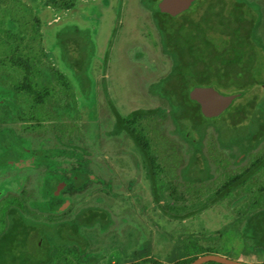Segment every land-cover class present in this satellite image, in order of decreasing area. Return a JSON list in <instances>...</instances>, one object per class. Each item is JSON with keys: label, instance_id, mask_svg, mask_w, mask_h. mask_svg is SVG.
Listing matches in <instances>:
<instances>
[{"label": "rangeland", "instance_id": "obj_1", "mask_svg": "<svg viewBox=\"0 0 264 264\" xmlns=\"http://www.w3.org/2000/svg\"><path fill=\"white\" fill-rule=\"evenodd\" d=\"M21 1L30 10L16 15L15 20L20 19L25 34L18 42V50L28 59L33 85L44 97L33 109L31 95L12 90L13 82L21 81L22 72L11 66L8 51L0 47V194L23 192L25 198L36 199L40 183L49 180L48 169L63 177L75 176L72 184H57L54 194L59 198L51 199L48 206L41 205L46 211L30 207L31 213L26 215L38 222H49L56 206L66 208L64 217L68 220L77 217L83 209H102L112 220L110 226L101 230L95 223L91 228L81 229L89 250L100 252V264L131 262L139 249H145L149 258L168 263L172 253L179 252L191 240L210 246L213 254L231 260L264 263V246L243 253V243L237 233L244 215L255 210L251 204L253 195L260 196L256 209L264 208V165L242 186L203 213L184 221L172 220L156 206L142 158L133 142L123 133H112L114 118L109 105L122 117L135 110H152L158 106L168 111L163 116L151 114L131 124L154 158L160 204L167 210L185 212L200 206L231 178L264 157V53L261 49L254 53L253 73L257 81L263 82L259 87L248 75L235 76L240 68L226 65L217 57L232 56L230 47L222 41L224 37L230 41L233 38L231 29L236 25L229 15L236 0H198L185 12L170 18L157 13L158 21L165 26L162 44L171 53L173 66L177 65L178 56L180 63L189 62L195 73L203 71L206 75L203 79L208 81V86L195 81L191 90L211 87L221 95H242L234 98L220 116L204 118L192 125L188 115L184 126L177 119L182 110L170 107L161 94L165 89L177 92L176 83L153 87L162 89V92L154 91L155 95L148 92L152 82L168 74L172 64L160 51L157 32L148 12L141 7V0H81L75 8L63 11L52 9L46 0ZM247 1L260 6L264 14V0ZM157 2L142 0V5L155 11ZM215 12L229 19L224 21L227 24L222 31L214 32L219 21ZM5 13V9H0V31L19 34L21 29L11 28L12 19L5 17ZM33 17L38 18L40 27L35 40L29 38ZM128 19L134 20L135 26L131 27ZM247 23L240 34L248 35L251 24ZM126 26L130 29L128 32ZM175 35L181 41L172 43ZM194 36L204 41L210 38L211 44H195ZM111 38L113 41L109 44ZM189 47L192 51L197 49L196 55L204 61L192 62ZM198 48L202 49L201 54ZM140 51L146 56L143 62H140L143 58ZM239 59L237 55L236 60ZM227 71L231 75L225 76ZM215 72L220 73L218 79L212 77ZM202 137L198 145L195 140ZM258 142L262 143L258 149L250 151L242 163L235 165L233 155H238L235 149L241 146L253 149ZM191 145L196 146L194 150ZM25 149L28 152L22 153ZM67 152L72 155L67 156ZM80 164L92 175V181L82 185ZM63 168L68 172L59 170ZM197 178L204 181L196 183ZM51 180L49 187L54 189L57 178ZM106 182L110 184V191L101 188ZM240 196L243 197L239 199ZM39 228L31 238V247L45 246L39 240ZM66 230L69 232L67 227ZM62 235L82 244L79 233L71 239L66 232ZM55 236V230L48 233L49 240ZM222 249L227 251L221 252ZM39 250L34 249L37 258Z\"/></svg>", "mask_w": 264, "mask_h": 264}, {"label": "trees", "instance_id": "obj_2", "mask_svg": "<svg viewBox=\"0 0 264 264\" xmlns=\"http://www.w3.org/2000/svg\"><path fill=\"white\" fill-rule=\"evenodd\" d=\"M80 1L81 0H46V3L49 7H51L56 11H63V10H70L75 8L76 3H79ZM87 1H91V0H87ZM233 2H235L234 4H232V9H233L232 12L234 13L231 12L229 15V19L233 21V24L236 25L234 26L233 29H231V35L233 36L232 38L233 40L231 39L230 41L229 39H226V37H224V40L222 41V44H227L230 47L229 53H231L232 56L228 57L229 59L226 58L224 59L222 57V54L217 57L221 56L220 57L222 59L221 62H224V64L226 65L232 64L240 68L239 71H235V76H241L243 78L244 76L248 75V77L252 80V82L256 83L259 87V85H261V83L263 82L257 81L256 80L257 78H255V74L253 73L254 72L253 68L255 66L254 53L258 52L257 51L258 49H261L262 52L264 53V21H263L264 14L260 6H257L251 1L236 0ZM140 3L143 4L142 0L140 1ZM0 4L5 5V7L0 8V9H5V11H7V13H5V17H10L12 19L11 28L14 26V28L19 27L21 29V32L19 34H10L9 30L0 31V47H4L8 51L7 58L10 61L11 66H14L16 69L22 72L21 81L15 84L13 82L12 90L25 91L26 93L31 95L33 98V109H35V107L41 104L44 95L41 92H39L37 89H35L33 85L32 73H31L32 71L31 65L28 59L25 58L24 55H22L18 50L20 47V44H18V42L22 41V39L25 37V34H23L22 32L23 29L21 28L22 25H21V21H19L20 19L18 21L15 20L16 15H18L19 12L21 14V11L25 12L27 10H30V7L24 4V2H22L21 0H5V1L0 0ZM144 6L143 8L148 12L149 17L157 32L158 42L159 44H162L164 39L162 37V35H164L163 34L164 30L162 29L165 26L158 21L157 19L158 14H161L162 16L167 18H170L171 16L168 14L160 13L157 6L155 11H152V9H147ZM215 13L218 14V12ZM218 15H219L218 16L219 21H218V25H216L214 32L218 30L222 31L225 24H227L224 21L229 20V19L225 20L226 18L222 17V13L220 12ZM32 19H33V26L31 33L29 34V38L35 40L36 37H38L40 34V27L38 25V18L33 17ZM247 22H249L251 25H250V29L248 30V35L246 36L247 34L246 32L244 33L245 35L240 34V32H242L241 30L244 29L245 25L248 24ZM198 31H200V29H198ZM224 31L226 32L227 30ZM169 35L171 36V34ZM171 38H173V36ZM183 38L185 39L184 36ZM197 39L194 36L195 42L194 41L193 42L195 44H198V42H202V44L203 43L211 44V41L209 40L210 38L206 39L205 41L201 39L198 40ZM192 40L193 39L191 38V40L186 44H189ZM112 41L113 39L111 38L109 44H111ZM177 41H181V40L179 39V37L175 35L174 40L173 41L171 40V42L174 43ZM255 44H257V46ZM254 46L258 48H256V50L253 49ZM189 49H191L190 52L188 53L189 58L192 60V62L198 61L199 56L196 55L197 49L195 51H192L193 48L189 47ZM251 50L253 53L251 52ZM163 53L167 55L168 52H166V50H163ZM168 55L171 57V53H169ZM237 55L240 58L239 60H236ZM106 58H107V54L105 53V59ZM105 61L106 60H104V62ZM192 67L193 66L189 62L187 63V65L182 62L177 63V70L173 69L174 71L172 70L173 72L171 71L169 73V74L177 75L175 77L176 81L173 83L171 82V84L167 83L166 85L171 86L173 84L175 85L176 83L177 85H175L174 89L176 88V86L179 87L177 92H173L172 89H165V91L162 92L161 91L162 89L158 91L157 89L153 88L155 86L158 88H162L163 86L162 82L164 80H168L169 79L168 77H163L156 81H153L148 91L149 93L154 91L162 92L161 93L163 94L162 98H165L167 100L170 107L174 106L182 110V114L179 115L177 118L178 121H180L181 126L182 125L184 126V121L188 120L189 117H190L189 119L193 123L192 125L198 124L201 121V119L205 118L201 114L198 104H196L195 102L189 99V92L191 90V85L195 81L206 83L203 86H208L207 84L208 81L207 80L205 81L203 79L204 77H206L203 71L199 73H195ZM230 73L231 71H227L224 72V75L225 76L231 75ZM215 74L216 75L212 77L214 79H218L216 77L217 76L219 77L220 73L215 72ZM198 77L201 78L199 80H196L198 79ZM232 81L231 83H234ZM234 84H238V83H234ZM237 92H240V89ZM241 96L242 95H239V97ZM2 103L4 104V101ZM109 105L111 107V112L114 118V126L112 129V133L114 134L123 133L133 142L135 148L137 149V151L139 152L142 158L145 173L150 182V190L153 200L156 206L158 207V209H160V211L162 212V214L172 220L184 221L186 219H189L191 217L203 213L205 210L213 206L220 199L227 196L232 191H235L238 187L242 186L246 182V180L249 179L256 172V170L259 167H261V165L264 164V157L259 158L257 162L254 163L248 170H246L245 172H243L238 176H234L233 178H231L224 186H222L214 194V196L206 200L200 206L191 208L189 210H186L185 212H175V211L167 210L165 207H163V205L160 204L159 188L156 181V169L154 165V158L152 157L146 143L131 128V124L134 121L141 118H146L151 114L163 116L168 111L158 106L152 110H144V109L135 110L129 113L128 115L122 117L118 114L117 110L112 106L111 103H109ZM174 107L173 109H175ZM55 138L59 139L58 136H56ZM201 139H203V137L195 140L197 141L198 145ZM258 143H256L254 147H256ZM191 147L192 150H194L196 146L191 145ZM244 147L243 146L238 147L239 150L236 148L235 150L238 151V155L237 156L233 155V157L239 158V156L242 155L241 156L242 160L247 158L249 152L252 150V147H250L249 149ZM4 152L5 151H2V153ZM24 152H28V150L25 149L22 151V153ZM70 155H72V153L69 154V152H67V156ZM82 164H80L79 167V172L81 174L80 175L81 185L85 182L92 181L91 180L92 175L90 174V172L86 171L85 168H83ZM39 165H40L39 167L42 166L41 164ZM59 170L63 172H68V169L65 170L64 168ZM47 174L50 175V177L47 178L49 180L48 182L44 180L43 184L40 183V187H39L40 193L36 199L25 198L23 192L17 193V195H12L9 194L8 192H4L0 194V264H100L99 263V259L101 257L100 252L89 250L90 247L88 240L81 235V229L91 228L92 225H94L95 223L100 226L101 230L110 226L112 224V220L110 219L108 214L102 209L98 211L96 210V208L83 209L78 213L77 217L68 220L65 219L64 217V215L67 213V211L65 212L64 210L66 208L62 209L61 206H56L55 208H53L54 210L53 218H51L49 222H47L46 220L38 222L33 218L30 219L29 217H27L26 214L31 213V211L29 210L30 207H37L39 210L41 209L42 211H46V207H43L41 205L48 206V204L51 202V199L54 200L59 198L58 194L57 195L54 194L57 184L64 182L65 186H67L75 182V176H71L72 178L63 177V175L61 176V174L52 173V169H48ZM211 176L212 175H208L207 177H211ZM52 178L54 179L57 178V181L54 182L55 183L54 189H51V187H49V185L53 181L51 180ZM203 181L204 180L201 178L195 179L196 183H201ZM97 182L101 183L102 180H97ZM21 186H23V184H21ZM46 188H48V190H45ZM101 188L110 191V184L108 182L103 183V187ZM82 191L84 192L85 188ZM258 194L259 193L251 197V204L255 206V210L253 212H249L248 214L244 215V217L242 218L241 227L237 229V233L239 234L240 241L243 243L241 250V252L243 253H247V251H249L250 249L252 250V248L254 247L264 246V227H263L264 219L260 218V215L264 216V214L262 213V210L264 208L261 207L260 209H256V205L259 201L258 198L260 199V196ZM242 197L243 196H240L239 199H241ZM63 202H65V200H63ZM37 227H40L38 229L39 240L45 243L44 247H36V246L31 247V245H33L31 243V238L34 234H36ZM66 227L69 229V232L67 230L65 231ZM43 228H45L44 232H43ZM52 230H55L57 236H55L54 239L49 240L50 238L48 239V233ZM62 232H66V234H68V237L70 239L71 237L76 236L74 235L75 233L77 234L79 233V236L82 237L80 241V243L82 244H76L74 241L62 237L63 236ZM252 232L253 234L255 233L254 237ZM256 234L259 237H256L255 236ZM36 248L40 249L38 253L39 254L38 258L35 256L34 253V249ZM211 248L212 247L210 246H203L197 243L196 241L191 240L188 243H184L178 250L179 252L177 253L173 252L172 255L167 260L168 263H161L157 260L149 258L148 252L145 249H139L138 252H135L132 255L133 258L131 262H126L123 264H140V263L190 264L200 256L210 253L213 254L214 252L211 250ZM223 251H227V250L222 249L221 252ZM205 264H219V263L208 262Z\"/></svg>", "mask_w": 264, "mask_h": 264}, {"label": "water", "instance_id": "obj_3", "mask_svg": "<svg viewBox=\"0 0 264 264\" xmlns=\"http://www.w3.org/2000/svg\"><path fill=\"white\" fill-rule=\"evenodd\" d=\"M194 1L196 0H160L157 7L160 13L175 17L186 11ZM234 97V95H221L211 87H195L189 92V99L198 104L200 112L205 118H213L222 114L230 106ZM208 262H216L219 264H247L217 254L200 256L190 264H205Z\"/></svg>", "mask_w": 264, "mask_h": 264}, {"label": "flooded vegetation", "instance_id": "obj_4", "mask_svg": "<svg viewBox=\"0 0 264 264\" xmlns=\"http://www.w3.org/2000/svg\"><path fill=\"white\" fill-rule=\"evenodd\" d=\"M157 1L159 2L160 0H157ZM197 1H198V0L192 2V4L190 5V7H191L193 4L195 5ZM158 2H157V3H158ZM140 5H141V7L143 8V6H142L141 3H140ZM157 5H158V4H157ZM194 5H193V6H194ZM190 7H189V8H190ZM143 10H144V8H143ZM128 20L131 22V19H128ZM128 20H127L126 24L128 23ZM133 21H134V20H133ZM133 21L131 22V27H132V26H135V24H133ZM126 30H127V32H128L130 29L126 26ZM158 43H159V42H158ZM159 46H160L159 48H160L161 53H162L165 57H166V56L169 57V59H170V61H171V64H172L171 70L168 72V74H166V75L163 76V77H168L169 79H168V80H164L162 83H164L165 85H166L167 83H170V84H171V82L173 83V82L176 81V80H175V77H176L177 75H176V74H169V73L172 71V69L177 70V65L175 64V65L173 66L172 58L168 55L169 53H167V55H166L165 53H163V50H166V49L164 48L163 44H159ZM201 51H202V49L199 48V52H200V54L202 53ZM140 55H142V57H143V58H142V61H140V62H143V60H145L144 58H145L146 56L144 57L145 54H144L142 51H140ZM218 59H221V58L218 57ZM132 60H133V59H132ZM176 60L178 61V63H180V60H179V57H178V56H176ZM221 60H222V59H221ZM133 61H134V60H133ZM201 61H204V58H203L202 56H199V57H198V62H201ZM134 62H135V61H134ZM144 64H145V63H144ZM174 67H175V68H174ZM174 70H173V71H174ZM163 77H160V78H163ZM160 78H158V79H160ZM158 79H157V80H158ZM155 81H156V80H155ZM263 86H264V85H263ZM149 94H154V92H151V93H149ZM227 95H234V96H235L234 98H236V97L238 98V97H239V94H237V93H236V94H235V93H232V94H231V93H228ZM233 100H234V99H233ZM230 105H231V104H230ZM220 115H221V114H220ZM220 115H219V116H220ZM217 117H218V116H217ZM260 143H261V142H259V143L256 145V147L253 148L251 151H256V150L258 149V147L260 146ZM261 144H262V143H261ZM257 146H258V147H257ZM255 149H256V150H255ZM241 156H242V155H240L239 158H236V160H235V162H234L235 165H239L240 163H242V162L246 159V158H245V159L242 160V157H241ZM256 162H257V161H256ZM256 162H255V163H256ZM263 165H264V164H263ZM263 165H261V166H263ZM259 168H260V167H259ZM259 168H258V169H259ZM258 169H257V170H258ZM257 170H256V171H257ZM255 173H256V172H255ZM64 203H65V202H64Z\"/></svg>", "mask_w": 264, "mask_h": 264}]
</instances>
